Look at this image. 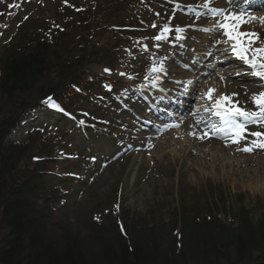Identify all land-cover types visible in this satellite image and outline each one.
<instances>
[{
  "label": "trees",
  "instance_id": "1",
  "mask_svg": "<svg viewBox=\"0 0 264 264\" xmlns=\"http://www.w3.org/2000/svg\"><path fill=\"white\" fill-rule=\"evenodd\" d=\"M79 1L70 2L69 28L57 32L51 44L42 38L29 46H8L1 61L0 264H264V214L254 222L245 209L221 212L226 207L223 192L221 205L196 201L195 208H183V215L175 214L168 224L155 222L142 230L129 229L126 211L119 215L113 203L79 217L83 229L76 234L68 221L58 222L65 208L57 209V201L65 190L48 185V160L72 130L62 137L6 140L33 106H45L47 95L64 110L88 99L83 94L91 88L85 63H122L119 48L130 43L128 32L141 21L132 13L133 0ZM59 42L61 50H54ZM35 93L39 95L32 105ZM160 240L168 245L162 247Z\"/></svg>",
  "mask_w": 264,
  "mask_h": 264
},
{
  "label": "rangeland",
  "instance_id": "2",
  "mask_svg": "<svg viewBox=\"0 0 264 264\" xmlns=\"http://www.w3.org/2000/svg\"><path fill=\"white\" fill-rule=\"evenodd\" d=\"M57 1L58 0H0V47L6 40L16 35L17 32L19 33L18 39L20 42H29L32 38L30 34L31 29L41 23L47 22L44 20L55 21V18H57L60 23L61 19L55 11L60 2ZM175 1H177L180 6L171 7L162 2V0H145V2L141 4V6H152L159 15L166 14L174 16V20L184 23V25L179 28L184 29L183 34L176 31L177 28L172 29L171 32L164 33V38H169L168 41L164 40L166 43H163L161 39H156V37L162 34L164 27L161 28L158 34H155V40L150 43V47L154 52L157 50V53L152 55L150 59L151 67L154 65L159 66L161 60L165 58V54L168 53L175 59L172 65L174 69L181 70V66L184 64L183 62H185L184 60L189 59L188 54H193L183 40L191 41L192 38H195L196 32L208 29L212 21L211 16H209V14H204L202 11V5L205 0H184L188 2L187 6H181V4H184L183 0ZM15 5L19 7L18 11H13V9L16 8ZM230 10L233 11V13L241 12V10L235 7ZM156 11H154V13L157 14ZM243 13L244 15H250L252 18H245L244 21L246 22L240 23L241 27H243L242 32L250 33L249 29H251L252 26L262 27L261 30H264V10L253 11L245 9ZM156 18L161 17L150 14L147 20L151 24ZM22 25L24 26L21 27ZM181 36H183L182 39L180 38ZM159 41L161 45L158 48L157 42ZM260 42L264 43L259 40L253 47H261ZM222 45L223 44L216 43L214 49H218L222 47ZM262 47H264V44H262ZM218 54L220 53H217V55ZM216 60L221 63L220 65L224 66L225 60L227 59L220 57ZM133 62L134 63L131 65V75H135L139 78L133 81L132 91L128 95L134 98L131 103L134 113L120 109L121 105L118 104L117 108L122 112L121 115L117 113L98 114L101 116L100 120L104 124L117 129L119 137L111 139L107 143L98 139L101 145H98L96 142L98 145L97 149H95L93 145L84 142L83 133L79 129H77L68 140L65 147L67 157L63 159L67 160V162L63 163V167L65 170L70 171L67 173L73 176L76 182L74 180L70 181L73 185L71 187L73 194L70 196L65 195L66 201L64 202V204L66 206L68 205L70 208L65 210L64 216H59L58 222L63 225L68 221V223H71L74 234L80 232L83 228L79 222V217L85 219L86 214H90V212L99 209L100 212H102L108 205L110 206L115 202V190L118 188L121 190L120 204L127 213L126 224L132 231H134V229L142 230V227L143 229L147 227L151 228L155 222L157 224H168L175 214L178 213L183 215V208H185L187 212L195 208L192 204L196 201L208 199L211 201V204L215 205L219 203V205H221L222 192L225 193L226 207L223 208L221 212L230 214L231 212L236 213L245 209L252 220L257 222L264 214V191L261 189H259L260 191L251 190V181H249L247 177L238 180L236 177H229L226 175V170L223 172L222 170L217 171L215 167L213 168L209 164L214 156L209 151H203L202 153V146L207 145L210 141L219 142L215 135V133L218 132L212 130V123L208 120L197 123L201 130L198 133L203 135L204 138L201 141H197L198 144L195 154L201 155V160L199 159L198 162L207 163L209 165L199 167L195 164L197 161H191L189 159L190 151L188 150V145L183 144V139L181 137L185 125L180 126V124H178V127L175 126L177 125V121L181 120L180 118H174L166 114L165 116L171 117L172 121H170L168 120L170 118L162 119L158 118V116H151L150 111L145 114L144 118L141 117V114L144 113L150 105V101L147 93L140 92L139 88L146 85L151 88L155 86L153 80L162 72L151 73V71H147V66L143 61L135 60ZM85 64H87V62ZM202 68H200L201 70H199L198 67L193 70L190 69L186 73L187 78H183V81L190 79V76H188L189 74L199 77L198 71L201 72ZM174 69L172 70L173 72H175ZM89 70L97 76H112V74L105 73L106 71L103 72L101 68L96 66H90ZM226 70L231 73L232 77L227 76V82L223 84V89L219 96L229 95L231 90L235 94L232 96L234 98L233 102L236 103L238 107L250 111L257 110L251 97L253 94L264 92V83L260 86L256 84L257 82H241L237 80V77L243 76L244 74L242 73L246 70L237 69L236 71L228 67L225 68V71ZM220 71H224L222 66H218L205 81L215 76V74ZM247 74L248 73L245 75ZM122 75L125 76V78H129L128 74L120 69H117L113 77ZM165 77H169V80L173 79L171 75H165ZM110 82L115 84L114 79H111ZM232 82L235 85L237 84V86H247L255 89V91L249 92L244 90L241 94H237L236 91L230 89L229 84H232ZM161 84L162 83H159L158 85ZM174 86L175 85L171 82L167 83V86L164 87L166 90L173 91ZM186 87L181 86L183 89H187ZM108 91H110V89H108ZM247 93L251 96L247 95ZM98 94H100V91H98ZM184 94L186 93H183V95ZM38 95V93H35L30 99L32 105L35 99L38 98ZM120 100L123 102L126 98L123 96ZM197 105V102L194 100L190 104L189 112H191L192 115L191 119L199 120L202 119V117L204 119L205 116L200 117L201 113L198 112L199 108L196 107ZM5 106H7L6 103ZM91 108V105H87L84 108L85 114H90ZM176 110L181 112L182 108L179 106L176 107ZM238 119H240L241 123H244L242 118ZM136 120L142 123H149V126H153L156 131L144 126L141 127L140 131H137L138 124L135 123ZM183 120H187V118L185 117ZM158 122L166 125V127H164L165 129L161 132L157 131ZM60 124L57 117H54L53 114H49L47 111H37L31 116L28 122L14 133L13 138L17 140H26L29 131L36 128L49 130L52 134H60V132H65L64 126H58ZM51 128L53 129L51 130ZM251 132L264 133V122L258 124L248 123L247 132L245 133L246 138L241 139L239 143H234L231 136L228 134L225 135L227 136V140L234 144L235 148H231L224 144L227 153L218 154L221 157H214L215 160L218 158L234 159L235 156L231 155L234 151L245 156L263 157L264 149L255 148L252 152L242 151L245 147H253L252 142L257 140V137L250 134ZM205 133H207V135H205ZM173 140L179 144L173 146L171 144V149L168 150H161L158 148V143ZM172 148H174V150H172ZM138 156L139 164L132 168V161ZM71 157L75 159L79 157L89 158L92 165L90 168L70 165L68 158ZM203 158L205 159L203 160ZM260 166L264 168V164L262 165L259 163V165H248L247 169L254 171ZM184 201L185 205H183ZM197 206L202 207L201 204H197ZM194 213L198 212L191 211V214ZM184 216L189 217L186 214ZM61 225L54 226V228L57 229ZM160 244L162 247H166L167 243L165 244L160 240Z\"/></svg>",
  "mask_w": 264,
  "mask_h": 264
},
{
  "label": "bare ground",
  "instance_id": "3",
  "mask_svg": "<svg viewBox=\"0 0 264 264\" xmlns=\"http://www.w3.org/2000/svg\"><path fill=\"white\" fill-rule=\"evenodd\" d=\"M245 1H248V3H251V1L249 0H232L231 3H227L226 0H215V6L217 7H221V8H226L229 12H233L231 10H229L230 7L232 6H239V4L241 3H245ZM242 5V4H241ZM244 7H241L240 9H242ZM203 12H211L210 9L208 8H204ZM210 16L213 18L210 26L208 29L212 28L214 29V26L216 24V21L220 18L218 17H213L212 13L210 14ZM248 18L251 19L252 17L250 15H244V19ZM243 27H239V31L242 32ZM250 31H254V32H258L259 28L256 29H249ZM195 38L192 39L191 42H186L187 44H189V48L193 51V55L189 56L190 59L184 62V66H183V70H185L184 72L181 71L180 73H174L172 72V63H173V57L170 54H165V58L162 60L163 66L165 67L166 71L162 72L163 75H177V79H182L183 77H185V72L188 69H193L196 68L195 65H197L196 63H198V61H204L207 63V65L210 66H206L207 70L203 69L202 72H200L201 77H194L193 75L190 77L191 79L187 80V89H186V94H188L189 96H186L185 100L186 102H183V106L188 105V99L194 100L197 102V108H199V111L201 113L200 117L205 116V118L203 119H199V120H191L192 116H190L191 113H187L186 116H189V118L187 120H181L178 122V124L181 125H185V129L184 132L182 133V139H183V144L188 145V150L189 152V159L191 161H197L195 162V164L199 167H204V166H209L207 163H203V162H198V160H201V155L199 154H195V150H196V146L198 144L197 141H201V134H199L198 132L200 131V129L198 128V121L199 122H205V121H209L212 124H217L219 126H221V121L219 119V117L213 115L211 112L206 111V108H210L211 105L218 99V96L220 95L222 89H223V84L225 82H227V71H221L217 74H215V76H212L211 78L207 79L205 81V79L211 75V72L215 71V68L218 65L215 64L216 58L217 56L219 57V55H217V52H221V54L226 55L227 60H232V56L235 55V53L232 51V42L231 43H226V46H223L221 48H218L217 50L214 49V45L216 43H225L228 41V37L223 35V31H203V32H196L195 33ZM159 45V44H158ZM236 56V55H235ZM224 58V56H223ZM234 62H232V67L234 69H238V68H242V70H247L245 68V62L243 60H241L239 57H234ZM195 61V62H193ZM203 63V62H202ZM218 63V62H217ZM205 66V65H203ZM249 71V77H240V79L244 82L251 80V81H255V82H259L261 81L260 78H258L257 76L252 75V71ZM199 75V74H198ZM160 76V77H162ZM160 80H163V78H160ZM237 85V84H236ZM235 84H229L230 89H234L235 91L241 92V87L236 86ZM210 89H214L215 91L212 93V100H209L207 98V96L205 95V93H208ZM191 91H193V93L189 94ZM149 96L153 99L154 104L153 105H159L160 103L163 104L164 101L163 99L167 100L168 96H172V94L166 90H164L163 87L160 86H155L153 90L148 91ZM194 94V97H193ZM232 92H230V96ZM173 97V96H172ZM220 97V96H219ZM227 103V102H226ZM253 105V104H252ZM150 109H153V107H151ZM158 111H160V109H158ZM163 116V115H162ZM162 125H160L161 127ZM219 136H224L221 133H218ZM173 141H166V142H162V143H158V148L161 150H168L171 149V144L173 145H178V142H174ZM223 142H228V141H223ZM176 143V144H175ZM229 144V143H228ZM181 145V144H180ZM230 147L234 148L233 145L229 144ZM172 150H174V148H172ZM209 151L214 157H221L220 153H227V149H225L223 147V144L221 141L217 142V141H210L207 145L202 146V153ZM230 153V152H228ZM165 155V154H164ZM205 156V154H204ZM209 156V154H208ZM212 156V157H213ZM232 156H235L234 159L232 158H218L215 160V158L213 157L210 160V166L211 167H215L217 171L222 170V172L224 170H226L225 174L228 175L229 177H236L238 180H242V178H248L249 181H251V186L250 189L254 190V191H260L259 189H261L262 191H264V168L257 167L256 170L252 171V170H248L247 166L248 165H259L260 164H264V156L261 158H257V157H251V156H245L243 154H239L236 151L232 152ZM139 156L136 157L135 159H133L132 161V165L131 167H136L139 164ZM205 158H203L204 160ZM200 164V165H199ZM229 169V170H228ZM262 176V177H260ZM260 177V178H259Z\"/></svg>",
  "mask_w": 264,
  "mask_h": 264
},
{
  "label": "snow or ice",
  "instance_id": "4",
  "mask_svg": "<svg viewBox=\"0 0 264 264\" xmlns=\"http://www.w3.org/2000/svg\"><path fill=\"white\" fill-rule=\"evenodd\" d=\"M229 2H232V0H229ZM202 7L210 9L213 17L220 18L216 21L214 29H203V31L222 30L223 35L227 36L228 40L232 42V51L250 67L252 75L264 79V47H253V45L259 41V34L239 31L240 23L246 22L243 18V11L240 13L229 12L226 8L215 6V0H205ZM171 31L172 29L165 25L162 34L156 37V39H164V33ZM176 31L183 33L184 29H176ZM180 38L182 39L183 36ZM150 71L151 73H161L165 72L166 69L161 62L159 66L154 65ZM158 79L159 77L157 76L153 80V83L155 84ZM214 91V89H210L208 93H205L209 100H212V93ZM252 101L257 108L255 111L238 107L237 104L233 102L232 96H221L210 108L205 109L219 117L221 121V126L217 127L213 124L212 130L214 132H226L231 134L234 143H239L241 139H245L248 123L258 124L264 122V92L253 94ZM55 106L57 108L59 107V105ZM238 118H242L244 123H241ZM175 126L178 127V125ZM250 134L257 137V140L252 142L253 147H245L242 151L252 152L255 148L264 149V133L251 132ZM205 135H207V133H205ZM203 138L204 137L201 136V139Z\"/></svg>",
  "mask_w": 264,
  "mask_h": 264
}]
</instances>
